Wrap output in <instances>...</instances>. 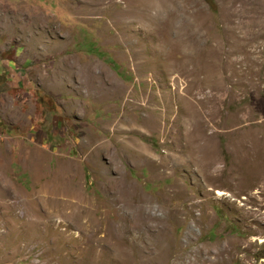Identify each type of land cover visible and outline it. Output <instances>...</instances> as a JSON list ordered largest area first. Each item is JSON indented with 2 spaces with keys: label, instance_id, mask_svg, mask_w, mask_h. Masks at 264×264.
<instances>
[{
  "label": "rangeland",
  "instance_id": "rangeland-1",
  "mask_svg": "<svg viewBox=\"0 0 264 264\" xmlns=\"http://www.w3.org/2000/svg\"><path fill=\"white\" fill-rule=\"evenodd\" d=\"M0 264H264V0H0Z\"/></svg>",
  "mask_w": 264,
  "mask_h": 264
},
{
  "label": "bare ground",
  "instance_id": "bare-ground-1",
  "mask_svg": "<svg viewBox=\"0 0 264 264\" xmlns=\"http://www.w3.org/2000/svg\"><path fill=\"white\" fill-rule=\"evenodd\" d=\"M208 155V154H207ZM205 157V156H204ZM203 158V157H202ZM215 177V176H214ZM207 180V179H206ZM207 181H209V180H207ZM207 181H205V183L206 184H208L207 183ZM211 183V182H210ZM118 185V184H117ZM127 196V195H126ZM126 196H124V197H126ZM127 198H129V197H127ZM128 213V212H127ZM115 252V251H114ZM118 254H119V252H117ZM115 254V253H114ZM116 255V254H115ZM121 255H123V254H121ZM112 256H114V255H112ZM118 256V255H117ZM120 258V257H119ZM160 258H162V256H159V258H158V260L160 259Z\"/></svg>",
  "mask_w": 264,
  "mask_h": 264
}]
</instances>
